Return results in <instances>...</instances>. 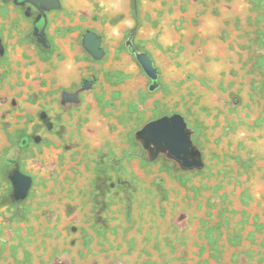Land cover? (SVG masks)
Here are the masks:
<instances>
[{
  "label": "rangeland",
  "instance_id": "1",
  "mask_svg": "<svg viewBox=\"0 0 264 264\" xmlns=\"http://www.w3.org/2000/svg\"><path fill=\"white\" fill-rule=\"evenodd\" d=\"M57 1L0 0V264H264V0Z\"/></svg>",
  "mask_w": 264,
  "mask_h": 264
},
{
  "label": "water",
  "instance_id": "2",
  "mask_svg": "<svg viewBox=\"0 0 264 264\" xmlns=\"http://www.w3.org/2000/svg\"><path fill=\"white\" fill-rule=\"evenodd\" d=\"M31 1L48 7L56 6L58 3L57 0ZM82 45L94 58L99 59L102 57L103 48L101 47L100 39L94 31L87 30L84 33ZM125 46L135 55L146 75L153 81L150 89H154L158 78V69L151 57L146 52L137 50L132 43L131 35L126 39ZM76 100H78L76 92H63L62 101ZM141 133L146 134L148 141H152L160 147L165 146L170 154L181 162L183 167L190 168L201 164L198 159H190L192 142L186 130V124L180 115L175 114L171 117H162L151 121L143 127ZM10 178L13 185L12 196L14 201L17 202L24 199L31 186V177L15 170Z\"/></svg>",
  "mask_w": 264,
  "mask_h": 264
},
{
  "label": "flooded vegetation",
  "instance_id": "3",
  "mask_svg": "<svg viewBox=\"0 0 264 264\" xmlns=\"http://www.w3.org/2000/svg\"><path fill=\"white\" fill-rule=\"evenodd\" d=\"M40 21H41V20L39 19V20H37L36 22H34V23H33V26H34V27H35V26L37 27V25L40 24V27H39V28H40V30H42V29H41V28H42V22L40 23ZM37 28H38V27H37ZM40 30H39V31H40Z\"/></svg>",
  "mask_w": 264,
  "mask_h": 264
},
{
  "label": "trees",
  "instance_id": "4",
  "mask_svg": "<svg viewBox=\"0 0 264 264\" xmlns=\"http://www.w3.org/2000/svg\"><path fill=\"white\" fill-rule=\"evenodd\" d=\"M37 27H38V28H37ZM37 27H36V28H37L38 30H40V28H39V27H40V24H38Z\"/></svg>",
  "mask_w": 264,
  "mask_h": 264
}]
</instances>
